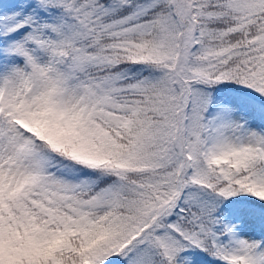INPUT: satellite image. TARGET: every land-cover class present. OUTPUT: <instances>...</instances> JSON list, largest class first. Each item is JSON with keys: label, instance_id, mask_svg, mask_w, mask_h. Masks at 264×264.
I'll return each mask as SVG.
<instances>
[{"label": "snow or ice", "instance_id": "1", "mask_svg": "<svg viewBox=\"0 0 264 264\" xmlns=\"http://www.w3.org/2000/svg\"><path fill=\"white\" fill-rule=\"evenodd\" d=\"M0 264H264V0H0Z\"/></svg>", "mask_w": 264, "mask_h": 264}]
</instances>
